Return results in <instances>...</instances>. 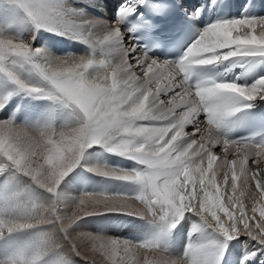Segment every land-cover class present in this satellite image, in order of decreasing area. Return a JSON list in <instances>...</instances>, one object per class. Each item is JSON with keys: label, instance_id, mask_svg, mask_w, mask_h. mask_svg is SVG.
Wrapping results in <instances>:
<instances>
[{"label": "snow or ice", "instance_id": "1", "mask_svg": "<svg viewBox=\"0 0 264 264\" xmlns=\"http://www.w3.org/2000/svg\"><path fill=\"white\" fill-rule=\"evenodd\" d=\"M14 3L38 29L66 28L78 38L101 46L105 56L118 55L120 63L113 65L109 59L91 57H56L42 48H34L32 41L0 35V72L19 90L46 96L77 112L75 126L61 131L47 127L34 132L16 125L12 119L0 120L3 158L0 172L12 168L53 195L47 204H24L19 194L6 203L5 214L0 216V237L34 225H51L52 230L39 245L6 255L0 258V264H40L48 250L58 247L57 234L69 243L75 255L81 256L70 239L71 229L86 215L111 210L158 217L165 228H175L179 219L193 212L201 221L193 225L194 232L212 228L227 240L245 235L264 248V159H261L264 142L230 140L218 132L242 107H251L250 102L264 99V77L250 85L234 81H200L195 85L191 82L196 66L232 58L264 57V16L245 15L207 25L180 61L173 63L138 52L135 44L123 43L125 32L121 25L127 13L136 11L132 6L112 22L102 39L94 40L96 21L76 23V10L61 0H14ZM130 61L142 76L135 75ZM25 64L50 87H37L21 79L17 67ZM94 67L98 69L95 74L91 72ZM121 73L127 74V79ZM162 94H170L168 105L160 99ZM4 107L5 103L0 102V110ZM176 108L183 109L179 115ZM201 113L206 114L204 122L199 120ZM144 121L163 123L149 125ZM189 125H194L191 134L185 132ZM95 145L128 156L144 168L93 171L138 183L143 190L133 198L85 194L75 204L79 211L65 215L68 209L61 207L63 196L58 189L80 164L86 150ZM215 145L222 146L226 154L222 183L218 182L214 169L218 159L212 152ZM230 149L233 155L240 154V158L229 160ZM250 157L255 171L247 167ZM246 192L253 200L251 215L241 200ZM129 199L138 200L142 209H130L126 203ZM86 202L91 203V210L85 207ZM85 239L104 264H128L125 258L141 249L145 252L143 264H219L221 259L213 244H189L182 258H171L156 240L131 242L91 234ZM148 253L157 255L148 259ZM255 256L256 251H252L243 261ZM81 257L96 264L94 257ZM63 264H72L71 258L65 257Z\"/></svg>", "mask_w": 264, "mask_h": 264}, {"label": "rangeland", "instance_id": "2", "mask_svg": "<svg viewBox=\"0 0 264 264\" xmlns=\"http://www.w3.org/2000/svg\"><path fill=\"white\" fill-rule=\"evenodd\" d=\"M63 1L64 2L66 1L65 3L68 4L70 7L73 8L77 7V9H79L80 7L79 10L80 12L84 13L83 15H86L85 13L87 12L91 15L92 14L100 15L101 12L104 11L103 8L105 6L107 9H109L110 6L111 8H113L112 7L113 4H115L114 6H116V2H117L116 0H113L109 3H107V0H63ZM7 2L8 0H0V35L9 38L24 40L26 42L32 41V46L34 48H39L38 45L40 44V41L38 42L36 40L34 41L32 40L33 34L35 32L39 34H43L45 37L52 36V34L46 35V33H44L46 32L44 28H40L39 29L40 31L38 29L35 30L36 29L35 25L28 24L27 28L26 25L23 26L17 25L13 18L14 13L6 9L8 5ZM253 3H254L253 0L247 3L245 8L249 7V5ZM258 11L259 10H257V12ZM107 12L109 14L108 15L109 20L112 23L114 21L113 19L114 16L112 15L114 14V12L113 11L109 12L108 10ZM262 12H263L262 16H264V11ZM254 13H255V9H249V11H246V13H242L240 11L239 15L237 13L234 16H236L235 18L245 15L253 16ZM84 19L82 18L80 20L82 21ZM203 24L207 26L210 25L211 22L203 23ZM41 29L43 31H41ZM60 34L61 33L57 32V37L55 39L58 40V42L55 47L50 48L48 46H44V48H49L52 53L54 52L53 54H57L56 57H58L59 55V57L78 58L77 56H81L85 58L88 57L92 58V56H94L95 58L96 53L90 52L93 46L89 42L87 43L89 47H87L86 49H82V51L81 50L77 51V49L75 48L76 49L75 51L73 45H71L73 42L71 40H66L65 38L63 39V37ZM95 38L96 37L94 35L93 39ZM83 41L86 42L85 40ZM70 47H73V49L68 50V48ZM96 47L97 50L99 51L102 49L101 46H100L101 49H99V45H96ZM130 62L133 63L132 71L135 73V75L142 76L143 75L142 72L139 70L138 67L135 66L134 62L133 61ZM227 63L228 65L232 66V68L235 66L234 68L239 70L240 72L239 74L242 73V75H240L239 77L240 79L239 83L242 85L243 84L250 85L258 78L264 77V57H249L245 59L232 58L229 59ZM113 65H115V63ZM23 70L26 71L28 69L27 68L24 69V67L22 66V69L19 71L22 72ZM20 72H18L19 76L21 75ZM121 76L124 79H127V74L121 73ZM13 84L14 83L11 80H9L4 73L0 72V89H4V90L6 89L7 93L10 92V90H12L11 92L18 91L19 89L17 88V86ZM34 86L42 87V88L50 87V85L45 80L41 79V77L39 78L38 82L35 83ZM160 99L165 102V105H168V102L170 100V94L167 96L162 94ZM256 102H258V99L250 103L252 104ZM45 105L47 106L45 107ZM64 106L61 104L59 108L57 106L54 107L52 101V103L49 104H44L39 106L35 105L33 107L31 106L21 107L20 105H17V107H12V109H10L9 111L7 110L5 111L3 108L2 110H0V120L12 119L16 125L25 126L27 129L34 132L45 129L47 127H51L56 131H61V128H65V126L68 125L72 127L75 126V124L77 123V117H76L77 112L76 111L73 112V110H71V112L69 110L68 118H66L65 116L58 119L56 113H58V110L61 109V107H63L64 109ZM165 110L166 109L161 108V111H165ZM182 110H183L182 108H176L175 112L177 115H179V113ZM200 118L206 119V114L203 115L200 114ZM65 119H69V120L71 119L70 124L64 122ZM228 120L230 126L231 117L228 118ZM143 123L149 125H159L163 122L144 121ZM193 127L194 125L186 126L185 132L191 134ZM222 129L223 128L220 127L218 129V132L223 137L224 134L220 132V130ZM194 138L198 139V136ZM230 151L232 153L231 149ZM212 152L218 157L217 159L218 162L216 161L215 163L221 164V162L224 161V157L226 155L223 150V147L220 145H215L212 147ZM93 153H100L106 159L101 160L102 162L99 160L95 161L93 159ZM114 155H116L115 156L116 158L114 157ZM239 157L240 154L237 155L231 154L227 156L229 160L234 158L238 159ZM205 161L207 163L206 156H205ZM253 164L254 162L253 160H251V162L248 163L247 167L250 170L255 169V166H253ZM94 168L121 169V170L131 171L133 169H143L144 166L128 156L118 155L109 152L100 145L92 146L88 148L80 164L65 177V179L63 180V182L61 183L58 189L59 194L63 196L64 204L61 205V207L68 209V211L65 212V215H71L73 211H79V209L75 207V204L85 194L125 196L129 198H133L141 192L138 191L137 187L135 186V182L126 181L115 176L101 175L93 171L92 169ZM3 174H6V177L9 174L10 181L6 186L4 194H2L0 197V216L5 214L4 213L5 205L14 196V194H19L18 198L24 204H32V203L47 204L53 198V195L51 193H48L45 189L36 185L29 177L19 172H16L12 168L6 169L5 173ZM132 183L134 184V186ZM126 203L129 205L130 209H138V207L139 209H141L140 206L142 207V205L138 200L129 199L126 201ZM85 207L91 210L92 205L90 202H86ZM190 215L191 212H188L184 215L183 218L179 219V222L176 224L175 228H171V227L165 228L164 223L161 222L158 219V217L153 219L151 216H147V217L139 216L119 210L100 211L82 217L80 221L76 225H74L73 228L71 229L72 233L70 239L72 243L78 246L81 252V256L87 255L90 259L94 257L96 260V264H104V262L101 260L98 254H94L91 251V244L88 243V241L85 239L87 234L100 235L106 238L119 239L121 241L128 240L131 242L156 240L159 243L161 250H163L165 254H167L169 257L182 258L184 256V253L188 249L189 244H191V242L192 243L194 242L196 235H197L196 238L200 240V242L204 240L201 234H200L201 236L200 238L199 234L192 232L191 229L185 231L183 240H181L178 244L174 246V241H175L174 239L176 236L175 229L181 224L180 222L182 220H185L184 218H188L187 216ZM207 229H203L202 232L207 234L205 232L207 231ZM51 230H52L51 225H34L33 227L28 229L19 230L11 234H5L3 237H0V258L5 257L6 255H10L18 250L32 248L39 245L47 237V234L51 232ZM188 233L190 235L188 236L189 238L187 237L186 239L185 237L188 235ZM218 236L220 238L205 236L206 237L205 241L212 242L217 247H219L220 245L221 246L223 245L225 247V248L223 247L224 248L222 255L223 257H221L219 264H225L226 258H228L231 255V251H230L231 245L237 247V249H239L240 252L242 251L241 256L240 257L238 256L239 258L236 264H242L243 257H245L248 253L252 251H256V256L250 258V260L243 261V264H264V257L261 255V253L264 252V250H261V248H259L258 246L256 247L257 250L254 247H252V242H250L252 239H250V237L241 235L240 238L229 241L228 244L226 243L228 241L227 239H224L223 242L220 241L221 238L223 237L221 233ZM168 239L170 240V242L166 241ZM164 240L168 243L166 244ZM55 241L58 244V247L51 248L50 250H48L47 253L42 257L40 264H50V262L52 261H55L56 264H63L65 257H70L72 264H89V261L85 260L79 255H75L71 251L69 243L63 240L59 234L55 236ZM254 241L255 240H253V242ZM144 253H145L144 250L141 249L139 251L134 252L131 257L125 259L128 260V264H143V260L145 258V256H143L145 255ZM150 255L151 253L147 254V256H149L148 257L149 259L154 258L153 257L154 255L151 256ZM121 256H123V253H121ZM117 259L119 260L120 258L118 257Z\"/></svg>", "mask_w": 264, "mask_h": 264}, {"label": "bare ground", "instance_id": "3", "mask_svg": "<svg viewBox=\"0 0 264 264\" xmlns=\"http://www.w3.org/2000/svg\"><path fill=\"white\" fill-rule=\"evenodd\" d=\"M111 1H113V0H107V3H109V2H111ZM117 2H116V6H114L115 4H113V8H111V6L109 7V9H107L106 8V6L103 8L104 9V11H102L101 12V14L100 15H94V14H89L88 12L87 13H85L86 15H83L84 13L83 12H80V7H79V9H77V7H72L73 9H75L76 11L74 12V16H75V18L77 19V21H76V23H78V20H80V19H84L85 17V19L84 20H87V19H91V20H94V21H96V28H95V39L94 40H98V39H102V37H103V34H104V32H106L108 29H109V27L111 26V22H110V20H109V14H108V12H107V10L110 12V11H113L114 12V14H112L114 17H113V19H114V21L118 18V16L120 15V14H123V13H125V10H126V8L127 7H129V6H132V7H134L135 9H136V11L138 12V13H140L141 12V7L142 6H144L143 4L144 3H140V0H116ZM196 1L197 0H179V2L181 3V4H184L185 5V7H186V9L189 11V13H190V18H191V20H193L195 23H196V25H197V27H198V30H199V33L201 32V30L204 28V27H206V25H204L203 23H214L215 21H213L212 19H210L209 18V10H206L207 11V14L206 13H204L203 11H202V9L199 11V13L197 14L196 13ZM202 0H200V2H201ZM243 0H241V2H242ZM254 1V3L253 4H250L249 5V7H247V8H245L244 7V5H242V9L240 10L242 13H246V11H249V9H255V13H254V15L253 16H262V11H264V0H253ZM66 2V1H65ZM63 0H61V3H63L65 6H69L68 4H66ZM106 2V1H105ZM199 2V3H200ZM68 3V2H67ZM86 3V2H85ZM243 3V2H242ZM7 7H6V9H8L9 11H11V12H13L14 13V16H13V18H14V21H15V23L17 24V25H26V28H27V26H28V24H30V25H35V23L32 21V19L27 15V13L23 10V9H21V8H19L15 3H14V0H8V2H7ZM84 4V3H83ZM70 7V6H69ZM89 7V6H88ZM115 9V10H114ZM257 10H259L258 12H257ZM239 11V12H240ZM131 13H134V11L133 12H130V13H127L125 16H124V19L126 18V16H128V14H131ZM118 14V15H117ZM200 15H204L203 17H201L200 18ZM238 15H239V13H238ZM80 17H82V18H80ZM117 17V18H116ZM236 16H231L230 18H228V19H232V18H235ZM238 17V16H237ZM12 18V19H13ZM11 19V20H12ZM35 30H37L38 28L36 27V25H35ZM121 28H122V30L125 32V35H124V39H123V43L125 44V45H129V44H135L134 42H133V40L130 38V35H131V32L130 31H128L130 28H131V26H129L126 22H123V24L121 25ZM40 29V28H39ZM38 29V30H39ZM45 30H50L51 32H50V35L52 34V36H49V37H45L43 34H39V33H37V32H35L34 34H33V36L35 37V40L36 41H40V44L38 45V47L39 48H42V49H44V50H46L47 52H49V53H51L53 56H56L57 54H53L52 52H51V50L49 49V48H44V46H48V47H50V48H53V47H55L56 46V44H57V42H58V40H56L55 38L57 37V32H59V33H61L60 35L63 37V39L65 38L66 40H71L73 43L71 44V45H73V47H74V49L76 48L77 49V51H79V50H81L82 51V49H86L87 47H89V45H87V43L88 42H84L83 41V39H79V38H77V35L75 34V32H73V31H69L68 29H66V28H63V27H59V28H57V29H46V28H44ZM25 30V29H24ZM44 30V31H45ZM44 33H46V32H44ZM46 35H48V34H46ZM54 36V37H53ZM53 37V38H52ZM59 38V37H58ZM39 39H41V40H39ZM78 41V42H77ZM41 42H42V44H41ZM75 43V44H74ZM90 43V42H89ZM93 47L91 48V50H90V52L91 53H96L95 54V59H97V60H99V59H109V60H111V62H112V64H118V63H120V57L118 56V55H111V56H105L104 55V51H101V50H103V48L101 49L100 48V46H99V49H101L100 51L99 50H97V47L96 46H94L92 43H90ZM78 45V46H77ZM136 45V44H135ZM191 45V44H190ZM189 45V46H190ZM188 46V47H189ZM73 47H70V48H68V50H70V49H73ZM76 49H75V51H76ZM67 50V51H68ZM137 51L138 52H141L139 49H138V47H137ZM133 55H135V53H133ZM150 57H154V58H158L160 61H165V60H163V59H161L155 52H152V54H148ZM58 57H59V55H58ZM78 58H81V56H77ZM92 58H94V56H92ZM170 62V61H169ZM237 66H239V65H237ZM23 67H24V69L25 68H27L28 70H26V71H22V72H20L19 70H21L22 69V66H18L17 67V72H20L21 73V75H20V78L21 79H23V80H25L26 82H28L29 84H34L35 85V83H37L38 82V80H39V78L40 77H38L39 75L37 74V73H35L32 69H31V66L30 65H27V64H25V65H23ZM235 67V66H234ZM233 67V68H234ZM136 68V67H135ZM228 68L229 69H231V70H235L236 68H232V66H230V65H228ZM98 71V69L97 68H93V69H91V72L93 73V74H95L96 72L95 71ZM19 73V74H20ZM240 75H242V73L241 74H238V78L236 79V80H234V82H237V83H239V81H240V79H239V77H240ZM42 79V78H41ZM41 81V80H40ZM230 81H232V80H230ZM6 83V82H5ZM4 83V84H5ZM9 83V82H8ZM242 83V82H241ZM14 85V84H13ZM243 85H247V84H243ZM14 90V89H13ZM12 90H10V92H11ZM21 90H18V91H15V92H8L7 93V90L5 89H0V102H3V103H5L6 104V102L7 101H9V99L10 98H12L15 94H18L17 92H20ZM22 93H23V96L25 97V96H27V99H26V101H20V102H16V101H12V103L10 104V106H6V107H4V110L6 111H9L10 109H12V107H17V105H20L21 107L22 106H31V107H33V106H35V105H32L33 103H34V100H38V98L39 97H46V96H43V95H29V94H27V93H25V92H23V91H21ZM25 99V98H24ZM52 101H53V106L55 107V106H57L58 108H59V106L62 104L61 102H58V101H56V100H53V99H51ZM262 101H264V99H258V102H256V103H252V105L253 104H258L259 102H262ZM23 104V105H22ZM39 105H44V104H39ZM38 104H37V106H39ZM63 105V104H62ZM47 105H45V107H46ZM64 106V105H63ZM43 107V106H42ZM243 108V107H242ZM69 110H70V112H71V110H73V112H75V110L72 108V107H66V106H64V109H63V107H61V109H59L58 110V113H56V115H57V117H58V119L59 118H62V117H65L66 116V118H68L69 117ZM8 113V112H7ZM203 114H205V113H201V115H203ZM60 115V116H59ZM77 115V114H76ZM77 117V116H76ZM233 117H234V115L231 117V125L229 126V120H227L222 126H221V128H223L222 129V134L225 132V131H227V130H229V129H231V128H233L234 127V124H233ZM230 118V117H229ZM234 119H235V117H234ZM64 120V119H63ZM71 120V119H70ZM69 119H65V121L64 122H67V123H69L70 124V121ZM73 120V119H72ZM199 120L201 121V122H204L206 119H202V118H200L199 117ZM61 121V120H60ZM232 124H233V126H232ZM69 127H71L70 125H68V126H65V128H61V130H65L66 128H69ZM229 132H231L230 130H229ZM224 138L226 137L225 135L223 136ZM227 139H230L231 140V136H230V138L229 137H226ZM260 140V142L262 141V142H264V135L259 139ZM257 142H259V141H257ZM95 146H97V145H95ZM194 147H196V146H194ZM224 150V149H223ZM114 154H118V153H114ZM232 153H231V151L229 150V152L227 153V156H229V155H231ZM118 155H120V154H118ZM116 155H114V157H115ZM2 157H0V160H2L1 159ZM116 158V157H115ZM240 158V157H239ZM238 158V159H239ZM93 159L95 160V161H101V160H103V159H106L102 154H100V153H93ZM261 159H264V156H262L261 157ZM251 160H253V158L252 157H250L249 158V161H248V163H250L251 162ZM102 162V161H101ZM218 162V161H217ZM205 166H206V161H205ZM253 166H255L254 164H253ZM214 169L217 171V180H218V182H221L222 183V181H223V173H224V171L226 170L224 167H223V162H221V164L220 163H215L214 164ZM6 171V170H5ZM5 171H3V172H0V178L2 177V176H4L5 174H3V173H5ZM252 171H255V169H252ZM6 176V175H5ZM10 181V178H9V174H8V176L7 177H5V179H4V181H3V184L1 185V187H0V197H1V195L2 194H4V191H5V189H6V186H7V184H8V182ZM241 187L243 186V178L241 179ZM133 184V183H132ZM252 184H253V186H254V181L252 182ZM133 186H134V184H133ZM135 186L137 187V189H138V191H142L143 190V188H142V185H140V184H138V183H135ZM136 187H134V188H136ZM229 190H230V184H229ZM133 191V190H132ZM256 191V189H255V187L253 188V193ZM128 193V192H127ZM239 194V193H238ZM241 200L244 202V204H245V206H246V208L248 209V211H249V214L251 215V207H252V204H253V200H252V196H251V194L249 193V192H246L245 193V195L243 196V197H241ZM227 202V201H226ZM137 208V207H136ZM140 208L142 209V207L140 206ZM138 209H139V207H138ZM257 215H258V213H257ZM145 217H147V216H145ZM188 218H184L185 220H182L179 224V226L175 229L176 231H175V234H176V236H175V241H174V246L176 245V244H178L181 240H183V237H184V233H185V231H188V230H191L192 229V232H194L193 231V225L194 224H196V223H200L201 221H200V218L195 214V213H193V212H191V215L190 216H187ZM207 234H205V233H203L202 232V230H200V231H195L194 233H196V234H199V236H200V234H201V236H202V238L204 239V240H202L201 242H200V240H198L197 238H196V236H195V239H194V242L192 243L191 242V244H213L212 242H206L205 241V239H206V237H215V238H217V237H219L218 235L220 234V233H217V231H215L214 229H207V231H205ZM191 233V232H190ZM202 234H204V235H202ZM171 235V234H170ZM190 234L188 233V235L185 237L186 239H187V237L189 236ZM201 236H200V238H201ZM206 236V237H205ZM189 238V237H188ZM220 238V237H219ZM218 238V239H219ZM240 238V237H239ZM224 239H226L224 236L221 238V240L220 241H224ZM251 239V238H250ZM234 240V239H233ZM163 241V240H162ZM165 241V240H164ZM166 241H169L170 242V240L168 239V240H166ZM165 241V242H166ZM177 241V242H176ZM229 241H232V240H228L226 243H228ZM250 242H252V247H254L256 250H257V246L259 247V248H261L258 244H257V242L256 241H254L253 242V239L250 241ZM168 242H166V244H167ZM171 244V243H170ZM172 244H173V242H172ZM171 244V245H172ZM229 244V243H228ZM231 244V243H230ZM225 245V244H224ZM213 246L214 247H217V246H215L214 244H213ZM224 246L222 245H220L219 247H217V251H219V253H220V256L221 257H223L222 255H223V249L225 248H223ZM249 247V246H248ZM231 250V255L228 257V258H226V260H225V264H236V262H237V260H238V258L241 256V252H240V250L239 249H237V247H234V245H231V248H230ZM261 250H264V248H261ZM182 252H183V250H182ZM143 254V253H142ZM145 254V253H144ZM151 255H154L153 257H155V255H157L156 253H151ZM150 255V256H151ZM180 255V254H179ZM261 255L264 257V252H262L261 253ZM143 256H145V255H143ZM239 256V257H238ZM149 256H147V258H148ZM144 258V257H143ZM152 258V257H151ZM149 259V258H148ZM153 259V258H152Z\"/></svg>", "mask_w": 264, "mask_h": 264}]
</instances>
